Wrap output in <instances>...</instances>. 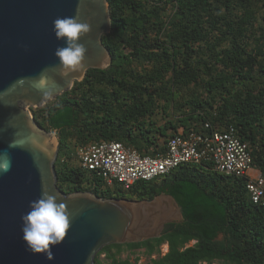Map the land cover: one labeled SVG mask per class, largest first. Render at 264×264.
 Instances as JSON below:
<instances>
[{"label": "trees", "instance_id": "16d2710c", "mask_svg": "<svg viewBox=\"0 0 264 264\" xmlns=\"http://www.w3.org/2000/svg\"><path fill=\"white\" fill-rule=\"evenodd\" d=\"M108 1L112 30L103 42L112 64L32 109L60 142L58 187L102 199L169 194L185 221L159 238L105 246L95 264H103L102 254L109 264H134L120 255L143 249L151 256L165 243L168 253L152 264H264V206L251 199L246 177L189 163L126 190L78 157L80 148L102 141L155 156L177 135L232 126L264 176V0Z\"/></svg>", "mask_w": 264, "mask_h": 264}, {"label": "water", "instance_id": "95a60500", "mask_svg": "<svg viewBox=\"0 0 264 264\" xmlns=\"http://www.w3.org/2000/svg\"><path fill=\"white\" fill-rule=\"evenodd\" d=\"M77 7L78 19L91 25L79 41L87 53L81 69L62 74L55 51L66 44L56 38L53 21L76 16ZM111 30L108 0H0V153L11 157V170L0 173V264H95L105 246L159 238L168 225L185 221L169 194L153 200L102 199L91 192L66 194L58 187L60 142L36 122L31 109L71 90L89 70H106L113 57L103 36ZM41 78L56 84L50 97L34 86ZM14 140L18 146L9 147ZM42 190L57 195L71 214V228L52 247V260L28 251L23 240L21 217Z\"/></svg>", "mask_w": 264, "mask_h": 264}, {"label": "built area", "instance_id": "2783aa9c", "mask_svg": "<svg viewBox=\"0 0 264 264\" xmlns=\"http://www.w3.org/2000/svg\"><path fill=\"white\" fill-rule=\"evenodd\" d=\"M78 157L83 168L126 190L139 181L167 175L182 164L209 163L217 172L246 177L251 199L264 206V176L253 166L249 144L232 126L226 131L177 135L169 139L165 152L155 156L143 155L122 142L102 141L80 148Z\"/></svg>", "mask_w": 264, "mask_h": 264}, {"label": "clouds", "instance_id": "9594fccd", "mask_svg": "<svg viewBox=\"0 0 264 264\" xmlns=\"http://www.w3.org/2000/svg\"><path fill=\"white\" fill-rule=\"evenodd\" d=\"M77 15L72 17H57L53 21V31L58 40H64L66 46L58 47L55 56L59 59V70L62 74L73 72L84 66L87 48L80 39L91 32V25L81 22ZM51 83V87H49ZM35 88L44 97H50L56 87L55 82L41 78L35 83ZM47 89V90H45ZM18 146L14 140L9 147ZM11 170V157L8 153H0V173ZM57 195L42 190L37 200L30 202V211L21 217L23 221V240L28 251L33 254H45L47 259H54L51 251L53 246L61 244L70 228V212L65 203L57 202Z\"/></svg>", "mask_w": 264, "mask_h": 264}, {"label": "rangeland", "instance_id": "374dc122", "mask_svg": "<svg viewBox=\"0 0 264 264\" xmlns=\"http://www.w3.org/2000/svg\"><path fill=\"white\" fill-rule=\"evenodd\" d=\"M32 111V109H31ZM33 113V112H32ZM53 134H56L54 131ZM196 243V241L190 242L187 247H191ZM169 251V245L167 243L163 244L160 248V253H156L154 255H147L143 249L138 251L136 254H131L129 251H124L121 255L120 258L122 259H127L129 258L134 264H152V260L158 259L159 257H162L166 255ZM101 261L103 264H109V260L106 258L105 254H102L100 256ZM216 264H221V263H216Z\"/></svg>", "mask_w": 264, "mask_h": 264}, {"label": "bare ground", "instance_id": "6f19581e", "mask_svg": "<svg viewBox=\"0 0 264 264\" xmlns=\"http://www.w3.org/2000/svg\"><path fill=\"white\" fill-rule=\"evenodd\" d=\"M55 136L53 135V138H54ZM54 140L56 141V139L54 138Z\"/></svg>", "mask_w": 264, "mask_h": 264}]
</instances>
